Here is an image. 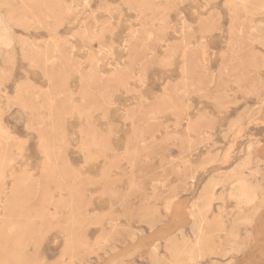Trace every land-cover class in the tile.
Here are the masks:
<instances>
[{
    "label": "rangeland",
    "instance_id": "obj_1",
    "mask_svg": "<svg viewBox=\"0 0 264 264\" xmlns=\"http://www.w3.org/2000/svg\"><path fill=\"white\" fill-rule=\"evenodd\" d=\"M263 9L0 0V264H264Z\"/></svg>",
    "mask_w": 264,
    "mask_h": 264
},
{
    "label": "bare ground",
    "instance_id": "obj_2",
    "mask_svg": "<svg viewBox=\"0 0 264 264\" xmlns=\"http://www.w3.org/2000/svg\"><path fill=\"white\" fill-rule=\"evenodd\" d=\"M263 7V6H262ZM261 10V9H260ZM264 10V9H263ZM262 10V11H263ZM261 12V11H260ZM4 18V17H3ZM5 19V18H4ZM9 20V19H8ZM258 24H260V22H258ZM262 25H264L262 22H261ZM233 177V176H232ZM235 177V176H234ZM231 178V177H230ZM229 179V178H228ZM232 180V179H231ZM247 190H251L252 191V187H247ZM202 220V219H201ZM199 244V243H197ZM192 253V252H191Z\"/></svg>",
    "mask_w": 264,
    "mask_h": 264
}]
</instances>
